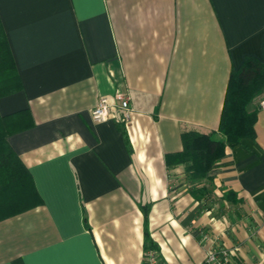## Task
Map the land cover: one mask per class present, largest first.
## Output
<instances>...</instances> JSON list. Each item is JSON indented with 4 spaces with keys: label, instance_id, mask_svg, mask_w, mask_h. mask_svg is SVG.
Returning a JSON list of instances; mask_svg holds the SVG:
<instances>
[{
    "label": "crops",
    "instance_id": "0c3cea01",
    "mask_svg": "<svg viewBox=\"0 0 264 264\" xmlns=\"http://www.w3.org/2000/svg\"><path fill=\"white\" fill-rule=\"evenodd\" d=\"M0 20L22 83L0 116L37 195L0 220V264H144V214L163 264H201L204 236L264 264L262 92L252 138L217 132L230 74L264 63V0H0ZM117 92L129 125L94 123ZM186 132L225 143L199 185L166 166Z\"/></svg>",
    "mask_w": 264,
    "mask_h": 264
},
{
    "label": "trees",
    "instance_id": "16d2710c",
    "mask_svg": "<svg viewBox=\"0 0 264 264\" xmlns=\"http://www.w3.org/2000/svg\"><path fill=\"white\" fill-rule=\"evenodd\" d=\"M0 20V99L18 93L22 83ZM222 106L217 132L226 142L237 144L244 138L254 135L256 113H249L248 105L264 90V63L254 58H246L237 71L230 74ZM15 115L0 116V220L29 209L33 202L30 197L37 196L33 190L32 179L17 156L7 146L6 137L18 131ZM209 135L186 132L181 135L182 150L166 155V166L184 165L188 182L199 185L208 176L214 163L224 156L225 143ZM193 186L196 199L203 198L207 191L204 186ZM225 200L233 201L231 195ZM146 213V211H144ZM144 214V253L148 250L158 252L149 237Z\"/></svg>",
    "mask_w": 264,
    "mask_h": 264
},
{
    "label": "built area",
    "instance_id": "2783aa9c",
    "mask_svg": "<svg viewBox=\"0 0 264 264\" xmlns=\"http://www.w3.org/2000/svg\"><path fill=\"white\" fill-rule=\"evenodd\" d=\"M130 97L127 93L117 92L112 101L107 98H100L95 107L90 112V117L94 123H104L110 119L128 126L131 122L132 109ZM264 108V91L260 95L259 108ZM204 259L201 264H232L239 247L231 250L220 246L215 238L204 236ZM159 252L148 250L144 253V264H163L159 258Z\"/></svg>",
    "mask_w": 264,
    "mask_h": 264
},
{
    "label": "rangeland",
    "instance_id": "374dc122",
    "mask_svg": "<svg viewBox=\"0 0 264 264\" xmlns=\"http://www.w3.org/2000/svg\"><path fill=\"white\" fill-rule=\"evenodd\" d=\"M262 91H264V90H262Z\"/></svg>",
    "mask_w": 264,
    "mask_h": 264
}]
</instances>
